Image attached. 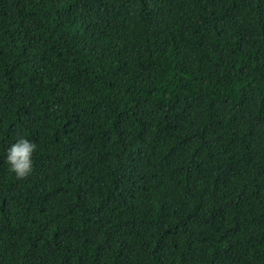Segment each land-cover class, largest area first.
<instances>
[{
    "label": "trees",
    "instance_id": "1",
    "mask_svg": "<svg viewBox=\"0 0 264 264\" xmlns=\"http://www.w3.org/2000/svg\"><path fill=\"white\" fill-rule=\"evenodd\" d=\"M0 264H264V0H0Z\"/></svg>",
    "mask_w": 264,
    "mask_h": 264
},
{
    "label": "clouds",
    "instance_id": "2",
    "mask_svg": "<svg viewBox=\"0 0 264 264\" xmlns=\"http://www.w3.org/2000/svg\"><path fill=\"white\" fill-rule=\"evenodd\" d=\"M36 147L32 140L18 133L5 148L4 163L16 178H25L33 171V154Z\"/></svg>",
    "mask_w": 264,
    "mask_h": 264
}]
</instances>
